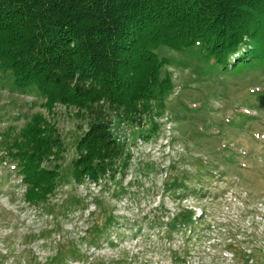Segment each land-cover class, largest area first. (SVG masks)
<instances>
[{
    "label": "rangeland",
    "instance_id": "obj_1",
    "mask_svg": "<svg viewBox=\"0 0 264 264\" xmlns=\"http://www.w3.org/2000/svg\"><path fill=\"white\" fill-rule=\"evenodd\" d=\"M199 50L158 49L175 84L160 127L116 124L130 165L99 183L74 182V113H50L37 90L0 71V264H264V111L255 107L264 65L224 73ZM36 113L65 146L44 165H60V176L40 205L26 200L7 154Z\"/></svg>",
    "mask_w": 264,
    "mask_h": 264
},
{
    "label": "trees",
    "instance_id": "obj_2",
    "mask_svg": "<svg viewBox=\"0 0 264 264\" xmlns=\"http://www.w3.org/2000/svg\"><path fill=\"white\" fill-rule=\"evenodd\" d=\"M195 46L224 73L264 65V0H0V71L18 89L37 90L50 113L60 105L78 120L75 184L126 173L132 156L116 124H149L156 133V115L175 90L157 51ZM12 142L7 154L19 164L26 200L46 203L60 165H44L65 153L56 123L36 113Z\"/></svg>",
    "mask_w": 264,
    "mask_h": 264
}]
</instances>
